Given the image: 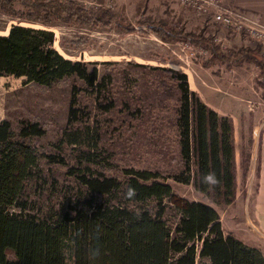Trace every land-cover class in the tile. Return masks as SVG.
Listing matches in <instances>:
<instances>
[{"label":"trees","instance_id":"1","mask_svg":"<svg viewBox=\"0 0 264 264\" xmlns=\"http://www.w3.org/2000/svg\"><path fill=\"white\" fill-rule=\"evenodd\" d=\"M0 6L17 20L0 34V76L21 77L24 83L43 88L60 82L70 86L66 123L53 151L38 144L45 134L38 120L21 119L16 129L7 119L0 121V264H264L258 248L224 233L213 205L194 199L174 201L176 194L166 178L191 185L213 203H234L238 170L246 183L252 131L236 148L232 117L218 113L191 90L185 72L129 62L142 70L156 91L161 83L162 92H167L166 80L170 81L176 103L166 121L175 127L177 164L167 176L147 167L118 168L100 144L98 118L79 102L84 92L92 97L95 109L112 111L116 104L111 75L100 73L96 61L64 57L53 47V32L33 25L47 27L71 18L82 24L113 21L128 33L146 27L162 40L201 46L210 59L225 65L253 63L264 85V55L257 46L223 52L203 32L149 18L135 26L124 23L112 8L86 7L75 0H0ZM133 95L125 94L121 110L133 119L143 118L144 105ZM157 129L161 139V127ZM243 135L240 132V139ZM56 165L65 168L77 189L43 205L39 214L25 211L32 183L46 181L45 168ZM210 173L218 183L204 182Z\"/></svg>","mask_w":264,"mask_h":264},{"label":"rangeland","instance_id":"2","mask_svg":"<svg viewBox=\"0 0 264 264\" xmlns=\"http://www.w3.org/2000/svg\"><path fill=\"white\" fill-rule=\"evenodd\" d=\"M75 1L86 7L101 5L112 8L124 23L135 26L138 21L149 18L162 20L185 31L203 32L213 38H220L221 42L216 44L223 52L249 45L247 40L252 42L250 46L264 50V46L248 39L247 36L217 25L209 17L195 14L189 8L178 5L177 0ZM16 22V18L8 15L0 6V34H5L9 26ZM23 24L33 25L25 22ZM33 26L50 29L54 34L53 47L64 57L96 61L100 73L108 72L111 75L110 90L116 104L112 111L101 113L95 109L92 97L84 92L80 93L79 102L93 117L98 118L102 130L100 144L110 152L118 168L147 167L167 176L177 164L173 160L177 155L173 133L175 127L166 121L167 116L172 117L171 109L176 103L175 92L168 88L170 81L166 80L167 92H162L161 83L156 91L151 88L150 83H146L147 78L142 70L129 62L165 66L185 72L191 90L196 91L199 97L218 113L232 117L236 148L242 142H247L249 131L253 134L254 129L264 124V85L260 83L262 78L258 76V67L253 63L225 65L210 59L208 50L201 46H191L185 41L162 40L146 27H142L141 31L137 29L128 33L113 21L96 25L82 24L67 18L53 21L52 25L47 27ZM221 43H224V47H221ZM103 61L111 63H100ZM150 80L152 82V79ZM69 91L68 82L43 88L24 83L21 77L0 76V121L7 119L12 129H16L21 119L38 120L45 128V134L39 138L38 144L48 151H53L52 144L57 141L66 123ZM132 93L133 100L139 98L142 106L144 105L140 114L143 118L133 119L134 117L131 118L121 110V100L126 98L125 94ZM157 127H161V139ZM242 131L244 138L240 139ZM155 136H158L157 139ZM152 140L160 142L157 141L155 145ZM170 146L174 148L171 151L168 149ZM236 162L238 166V151ZM250 162L244 185L241 181V171L238 170L236 199L232 204L213 203L191 185L166 177L176 194L173 200L194 199L210 203L220 216L224 233L232 234L242 241L246 239V219L251 214L256 186V160ZM45 175L46 181L35 182L30 186L32 198H27L25 211L39 214L43 205L61 200L63 195L71 194L78 187L66 174L63 166L46 167ZM248 222L255 228L251 220Z\"/></svg>","mask_w":264,"mask_h":264},{"label":"crops","instance_id":"3","mask_svg":"<svg viewBox=\"0 0 264 264\" xmlns=\"http://www.w3.org/2000/svg\"><path fill=\"white\" fill-rule=\"evenodd\" d=\"M222 2L245 11L264 25V0H222ZM247 42L252 45V42L248 40ZM260 52L264 55V50L261 49ZM252 135L250 161L256 160V186L251 214L246 219L247 232H244L246 239L242 241L258 248L264 255V124L254 129ZM247 220H251L255 228H252Z\"/></svg>","mask_w":264,"mask_h":264},{"label":"built area","instance_id":"4","mask_svg":"<svg viewBox=\"0 0 264 264\" xmlns=\"http://www.w3.org/2000/svg\"><path fill=\"white\" fill-rule=\"evenodd\" d=\"M178 5L195 14L209 17L217 25L241 33L264 46V25L243 10L225 5L222 0H177ZM214 42H221L214 37ZM224 47V43L220 44Z\"/></svg>","mask_w":264,"mask_h":264},{"label":"clouds","instance_id":"5","mask_svg":"<svg viewBox=\"0 0 264 264\" xmlns=\"http://www.w3.org/2000/svg\"><path fill=\"white\" fill-rule=\"evenodd\" d=\"M204 182L214 185V184L218 183V180H217L214 173H210L204 177Z\"/></svg>","mask_w":264,"mask_h":264}]
</instances>
